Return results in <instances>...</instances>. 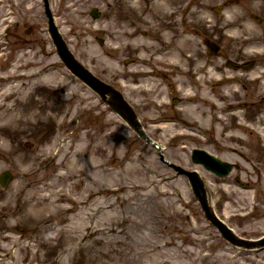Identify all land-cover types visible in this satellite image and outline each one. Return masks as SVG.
Instances as JSON below:
<instances>
[{
    "label": "rangeland",
    "instance_id": "374dc122",
    "mask_svg": "<svg viewBox=\"0 0 264 264\" xmlns=\"http://www.w3.org/2000/svg\"><path fill=\"white\" fill-rule=\"evenodd\" d=\"M18 1L0 0V55L3 53L0 72L8 71L12 60L23 54L34 62L32 69L46 66L54 72L56 77L49 84L57 87L55 90L44 83L32 85L34 79L30 77L22 80V88L41 98L44 104H52L51 114L57 115L52 114V119L48 117L50 112L41 108L38 112L43 111L42 115H27L5 128L1 127L0 112V173L8 170L14 175L6 189L0 187V264H191V261L193 264H264V251L233 247L219 236L201 213L186 179L174 176L172 170L159 162L153 149L136 138L74 78L62 65L52 45H21L18 39L26 36L21 22L19 27H12L8 35L3 36V26L11 20H21L19 14L12 18L8 12V3ZM144 1H140L139 12L148 19V25L152 20L168 18L165 0ZM225 1L232 2L203 0V12L193 10L184 15L185 18L181 17L187 23L192 22L191 28L195 29L193 37L188 30L184 44L197 45L202 36H208L214 37L223 47L245 45L247 17L243 9L247 2L234 0V4L215 15L213 8ZM262 6L263 3L254 7V13L261 12ZM173 19L177 23L180 17ZM10 40L15 45H9ZM137 40L135 45L152 44L150 35L144 38L138 35ZM135 45L128 47L112 42L111 45L68 47L76 59L95 74L112 77L124 73L122 60L126 56L134 57L130 54L136 51ZM134 70L132 66L124 68L129 74ZM125 83L127 86L123 89L132 95L150 93L146 85L136 89L129 81ZM67 135L69 138L65 141L72 146L68 151L78 148L80 163L87 165L90 180L85 183L89 189H69L71 180L58 184L60 187L64 186L72 198L81 201L103 187L135 184L140 189L133 200L123 201L130 193H126L125 188L120 194L122 202L114 195L95 194L71 210H65L70 204L63 201L33 208L31 194L52 184L58 172L56 161L45 157L43 150L47 143H61ZM27 141L32 143L29 148L24 146ZM189 147L191 145L185 149ZM177 151L164 153L174 163L192 166L188 156ZM129 160L133 161V169L127 168ZM263 180L264 177L257 192L251 187L250 191L228 189L220 194L232 203H226L218 214L241 237L256 238L264 234V218H259L264 213ZM260 197L263 202L257 199ZM254 204L258 212L251 218L246 217ZM18 227L23 231H18ZM110 227L122 232L110 230ZM196 254L206 255L209 263L202 262Z\"/></svg>",
    "mask_w": 264,
    "mask_h": 264
},
{
    "label": "bare ground",
    "instance_id": "6f19581e",
    "mask_svg": "<svg viewBox=\"0 0 264 264\" xmlns=\"http://www.w3.org/2000/svg\"><path fill=\"white\" fill-rule=\"evenodd\" d=\"M18 61V59H15L16 63ZM29 65H33V62L30 61L29 58H26L24 63H21L18 66L13 65L9 71H6L5 73H0V81L4 82L1 86L2 88L0 89V112L2 113V118L4 120L3 127L14 122H18L27 115L31 117H34L36 115H42L43 111L38 112V110L41 108H44V111L50 112L51 114L50 110L51 108H54L52 104H44L41 98L32 95L29 91L26 92L22 90V86L19 81L23 80L25 76L34 78V82L45 83L46 85H48L49 82H52L56 77L54 72L45 68L31 69L29 71L23 70L25 66ZM13 94H15L14 99H11V102H7L9 98L13 97ZM52 114L57 115V113L55 112ZM52 114H48V117H51L53 119L54 116ZM63 141L65 145L66 141ZM64 145L61 146L58 144L55 145L53 143H47L45 149L43 150L46 155H49L52 152L53 146H55L56 148L52 155L49 157V159H55L56 161H58L56 162V166H58L59 172L53 179V182L55 184H58L67 180H72L70 186H75L78 188L81 187L88 191L89 186L87 184H84L83 182L84 180H89V175L84 173V171L82 170L81 164L77 158L79 154L73 150L71 155H69V152L64 149ZM129 161L130 166L128 165L127 168L133 169V161ZM124 188V185L117 184V188L111 189L103 187L100 188L99 191H97L96 193L102 194L103 197L106 194L114 195L116 196L117 201L122 202L120 194ZM139 189L140 187L136 185L126 187V193H130L123 199V201H132L133 197L136 195V193H138ZM43 190H47V193L39 194V192ZM65 190L66 189L62 187V189L56 192L50 189L48 185L40 190H35L30 197L33 201V208H38L40 205L43 204L53 205L56 201H64L76 205V200L74 198H71L69 194L65 192ZM52 195H56L57 198L55 199L54 197L53 199H49ZM90 195L91 194H89L88 197H90ZM86 198L83 200L86 201ZM124 221H126V219H124ZM109 229L115 230L119 233L122 232V230H118V228L115 227H110ZM188 255H190V253ZM197 258L201 259L202 262L206 261L207 263H209L207 256L197 255ZM189 259L190 258L188 257V260ZM191 264H193V261H191Z\"/></svg>",
    "mask_w": 264,
    "mask_h": 264
},
{
    "label": "flooded vegetation",
    "instance_id": "af4514ba",
    "mask_svg": "<svg viewBox=\"0 0 264 264\" xmlns=\"http://www.w3.org/2000/svg\"><path fill=\"white\" fill-rule=\"evenodd\" d=\"M65 1L66 0H62V2L57 6V12L56 14L57 15H60V12H64V8L66 6L65 4ZM87 2H92V0H85ZM122 0H118L119 4L117 5L119 8H118V11H119V15L117 16L116 20L118 21V23H115L113 22L114 24L116 25H119V24H123V15L125 13V8L123 6V4L121 3ZM101 4H103L102 1H100ZM106 8H110L111 5L110 4H104ZM212 61H215V59H212ZM237 62L239 61H242V60H236ZM254 61H257V60H254ZM255 64V63H254ZM210 70L213 72V73H216V72H219L221 71V67H219L218 64H215V65H211L209 66ZM196 75V74H195ZM203 76H205L204 74H202ZM193 76H190L189 78V84L191 87H193L198 93L200 94H207L208 97H210L211 99H216V100H220L221 98V95H219V92H217V89L221 90L224 88V86L222 85H219V84H213V81L210 79V74L207 78H205L203 81L200 82L199 85H196L193 81ZM226 87V86H225ZM253 87L251 86V89ZM204 105H207V108L213 112L214 111V108L212 105L210 104H204ZM215 150H212L213 152H215L217 155H220V156H224L225 152L226 154L228 155H236L238 152L236 150H229L227 152V149L226 148H223V147H219L217 146L216 148H213ZM239 154L242 156V151L239 152Z\"/></svg>",
    "mask_w": 264,
    "mask_h": 264
},
{
    "label": "water",
    "instance_id": "95a60500",
    "mask_svg": "<svg viewBox=\"0 0 264 264\" xmlns=\"http://www.w3.org/2000/svg\"><path fill=\"white\" fill-rule=\"evenodd\" d=\"M9 178H10V174H4L0 177V182L2 185H6L9 181ZM219 229L221 230V232L223 233V235L229 239H231V241L233 240L232 236L222 227V226H219Z\"/></svg>",
    "mask_w": 264,
    "mask_h": 264
}]
</instances>
